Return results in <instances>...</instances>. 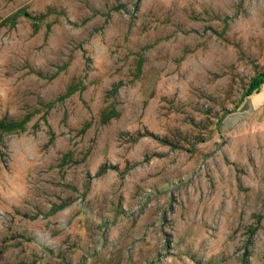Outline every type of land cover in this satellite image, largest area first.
I'll return each mask as SVG.
<instances>
[{
    "label": "rangeland",
    "instance_id": "rangeland-1",
    "mask_svg": "<svg viewBox=\"0 0 264 264\" xmlns=\"http://www.w3.org/2000/svg\"><path fill=\"white\" fill-rule=\"evenodd\" d=\"M263 86L264 0H0V264H264Z\"/></svg>",
    "mask_w": 264,
    "mask_h": 264
},
{
    "label": "trees",
    "instance_id": "trees-1",
    "mask_svg": "<svg viewBox=\"0 0 264 264\" xmlns=\"http://www.w3.org/2000/svg\"><path fill=\"white\" fill-rule=\"evenodd\" d=\"M262 76V75H261ZM260 85V82L259 81H257V80H254L253 82H252V84H251V89L250 90H248L247 92H246V96H249V94H251V93H253V92H258V86Z\"/></svg>",
    "mask_w": 264,
    "mask_h": 264
},
{
    "label": "crops",
    "instance_id": "crops-1",
    "mask_svg": "<svg viewBox=\"0 0 264 264\" xmlns=\"http://www.w3.org/2000/svg\"><path fill=\"white\" fill-rule=\"evenodd\" d=\"M262 92H263V93H262ZM262 92H260V93H261V95L264 96V86H263ZM263 98H264V97H263Z\"/></svg>",
    "mask_w": 264,
    "mask_h": 264
}]
</instances>
